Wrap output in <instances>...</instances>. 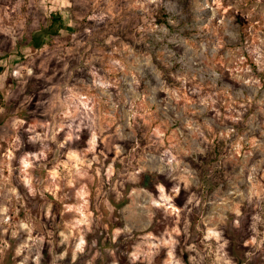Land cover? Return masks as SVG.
Here are the masks:
<instances>
[{"label": "rangeland", "instance_id": "1", "mask_svg": "<svg viewBox=\"0 0 264 264\" xmlns=\"http://www.w3.org/2000/svg\"><path fill=\"white\" fill-rule=\"evenodd\" d=\"M0 51V264H264V0H0Z\"/></svg>", "mask_w": 264, "mask_h": 264}, {"label": "crops", "instance_id": "2", "mask_svg": "<svg viewBox=\"0 0 264 264\" xmlns=\"http://www.w3.org/2000/svg\"><path fill=\"white\" fill-rule=\"evenodd\" d=\"M0 51V67H2V71L0 72V99H1V89L5 88V86L10 82L13 83V52L5 57H1ZM7 74L10 75L9 81L6 78ZM6 98V97H5Z\"/></svg>", "mask_w": 264, "mask_h": 264}, {"label": "trees", "instance_id": "3", "mask_svg": "<svg viewBox=\"0 0 264 264\" xmlns=\"http://www.w3.org/2000/svg\"><path fill=\"white\" fill-rule=\"evenodd\" d=\"M60 18L56 16H51V24L47 27L48 33H54L57 31V29L53 30L55 23L59 21ZM60 25V24H59ZM57 28V27H56ZM45 39L38 37V35L32 36L30 47L33 49L39 48L43 43Z\"/></svg>", "mask_w": 264, "mask_h": 264}]
</instances>
